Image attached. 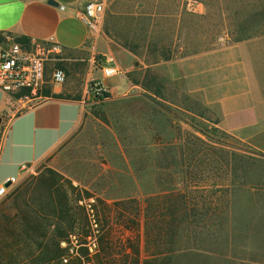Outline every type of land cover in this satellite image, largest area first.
I'll return each instance as SVG.
<instances>
[{"label": "rangeland", "instance_id": "1", "mask_svg": "<svg viewBox=\"0 0 264 264\" xmlns=\"http://www.w3.org/2000/svg\"><path fill=\"white\" fill-rule=\"evenodd\" d=\"M203 1L223 8L231 42L241 28L250 37L264 35V0ZM155 75L151 93L90 104L70 139L10 186L0 200V264H82L84 248L64 263L59 243L70 233L86 243L90 229L78 200L89 197L101 228L92 264H140L145 218L138 237L139 206L172 203L180 188L188 204L198 205L193 218L209 222L197 230L199 246L218 253L202 264H264V154L198 117L205 111L171 70ZM185 234L180 224L176 248Z\"/></svg>", "mask_w": 264, "mask_h": 264}, {"label": "crops", "instance_id": "2", "mask_svg": "<svg viewBox=\"0 0 264 264\" xmlns=\"http://www.w3.org/2000/svg\"><path fill=\"white\" fill-rule=\"evenodd\" d=\"M47 1L0 0V44L17 37L57 44L62 53L46 75L60 66L66 73L65 83L48 84V98L31 108L0 89V185L20 178L23 166L45 162L77 131L94 102L87 85L103 77L105 56L119 70L105 80L112 96L151 93L155 72L168 68L207 114L198 117L264 154V35L231 42L223 8L203 0ZM90 1L104 4L95 40L78 16ZM142 245L145 259L150 248Z\"/></svg>", "mask_w": 264, "mask_h": 264}, {"label": "built area", "instance_id": "3", "mask_svg": "<svg viewBox=\"0 0 264 264\" xmlns=\"http://www.w3.org/2000/svg\"><path fill=\"white\" fill-rule=\"evenodd\" d=\"M64 9L65 6H60V10ZM103 12L104 4L101 1H90L78 15L92 40L99 36ZM61 53L60 46L54 43L37 41L21 43L9 40L5 44H0V89L8 95L10 102L18 101L23 108L38 105L48 98L46 93L48 84L62 85L66 81V73L62 68L53 67L49 77L46 75L48 67L58 62ZM103 62L101 68L103 77L92 80L87 85V93L93 100L104 95L111 97L112 91L105 84V80L119 75L113 57L105 56ZM30 168L23 166L21 172H27ZM16 180L12 179L9 182L12 185ZM10 186L0 185V200L7 195ZM78 205L85 212L90 233L86 243H82L76 233H70L62 239L59 243L64 251L62 261L67 263L70 258L78 257L79 249L84 248L88 257L82 259V264H92L91 257L97 252L98 238L101 234L96 201L93 197L82 198L78 200Z\"/></svg>", "mask_w": 264, "mask_h": 264}, {"label": "trees", "instance_id": "4", "mask_svg": "<svg viewBox=\"0 0 264 264\" xmlns=\"http://www.w3.org/2000/svg\"><path fill=\"white\" fill-rule=\"evenodd\" d=\"M241 29L242 30L240 32L242 33L236 38V42L250 37L248 35H244V28ZM3 41L4 38L0 34V43ZM16 41L27 43V39L23 37H17ZM54 97L62 98L58 95H54ZM105 98L109 99L110 97L104 95L103 97H96L94 100L95 102H101L104 101ZM186 195V191H184L182 194L178 193L176 195V199L172 203H169V199H167V203L164 205H152L147 203L143 209H141V206H139V217L136 221L138 237H140L139 234L141 233V226H139V224L141 216L143 215L145 218V246L147 249L150 248V253L149 251H146L145 255L148 257L141 259L140 264H202L201 262H203V260H206L207 262L216 259L218 253L211 250H205L199 246V243L202 242V238L200 237L201 235L197 234V230L205 228L209 222L193 218V216L197 213L198 205L191 203L188 204V201L186 202L185 198L187 197ZM163 212L165 213L163 215V219L165 217L168 219H161ZM179 212L183 213V218L178 219L177 214ZM186 213L190 215L186 218L187 221L185 220ZM119 216H122L121 213H119ZM180 224H182V228L184 227L186 229V234L181 248H176V236ZM222 232H224V235L227 237V228L225 225L223 226ZM206 237L209 240L213 239L209 235ZM163 243L168 246V249H166V254L160 252V247ZM138 254L140 257V249L138 250ZM191 258H195V260L192 261ZM198 259L201 261L198 262Z\"/></svg>", "mask_w": 264, "mask_h": 264}, {"label": "water", "instance_id": "5", "mask_svg": "<svg viewBox=\"0 0 264 264\" xmlns=\"http://www.w3.org/2000/svg\"><path fill=\"white\" fill-rule=\"evenodd\" d=\"M47 3L49 5H52V6H56L57 5V3L55 1H53V0H48ZM0 123H1V118H0ZM103 163H105V161H103ZM10 185H11V182H8V183L5 184L6 187H9Z\"/></svg>", "mask_w": 264, "mask_h": 264}]
</instances>
